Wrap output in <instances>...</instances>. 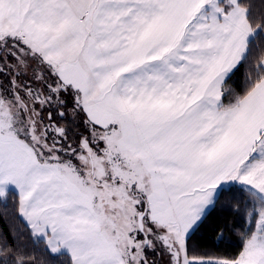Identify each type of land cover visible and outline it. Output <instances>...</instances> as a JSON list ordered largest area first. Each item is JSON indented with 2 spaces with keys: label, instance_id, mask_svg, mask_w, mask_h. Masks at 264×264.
I'll return each mask as SVG.
<instances>
[{
  "label": "snow or ice",
  "instance_id": "1",
  "mask_svg": "<svg viewBox=\"0 0 264 264\" xmlns=\"http://www.w3.org/2000/svg\"><path fill=\"white\" fill-rule=\"evenodd\" d=\"M0 222V264H264V0H0Z\"/></svg>",
  "mask_w": 264,
  "mask_h": 264
},
{
  "label": "trees",
  "instance_id": "2",
  "mask_svg": "<svg viewBox=\"0 0 264 264\" xmlns=\"http://www.w3.org/2000/svg\"><path fill=\"white\" fill-rule=\"evenodd\" d=\"M220 215L228 216L233 226H235L239 221L238 217L227 212L221 213ZM218 219L219 216L217 215V213H213V215L209 217L205 229L203 230L201 244L203 247L215 250L217 252L234 253L238 250L239 247V238L237 235L239 229H237L236 232L229 229V231L225 233V240L220 245H215L212 243V227L215 226V223ZM0 227H4L2 222H0Z\"/></svg>",
  "mask_w": 264,
  "mask_h": 264
}]
</instances>
